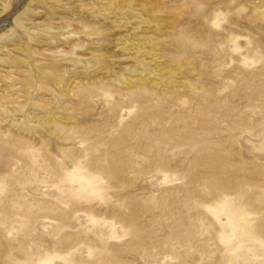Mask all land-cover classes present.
<instances>
[{"label":"rangeland","instance_id":"1","mask_svg":"<svg viewBox=\"0 0 264 264\" xmlns=\"http://www.w3.org/2000/svg\"><path fill=\"white\" fill-rule=\"evenodd\" d=\"M221 1L0 0V264H264V0L214 26ZM127 65L162 85L128 101ZM78 168L103 190L71 191Z\"/></svg>","mask_w":264,"mask_h":264},{"label":"bare ground","instance_id":"2","mask_svg":"<svg viewBox=\"0 0 264 264\" xmlns=\"http://www.w3.org/2000/svg\"><path fill=\"white\" fill-rule=\"evenodd\" d=\"M15 1L17 0H9L10 4H14ZM225 1L227 0H222L218 6V8H216V10H214L213 14L212 15H209L208 16V20H212V21H216L215 23H213L214 26H219L220 25V20H219V13L222 11L223 9V4H225ZM264 9V6L262 7H254L253 10L258 13L260 11H262ZM262 19V18H261ZM263 20V19H262ZM242 21V20H241ZM244 22V21H242ZM262 23V21H260ZM240 23V22H239ZM254 23V22H253ZM232 24V23H231ZM243 24V23H242ZM236 25V24H235ZM232 28V27H231ZM88 29H89V26H88ZM230 29V28H229ZM233 29V28H232ZM231 29V31H232ZM237 30V28H236ZM6 30H3V31H0V32H5ZM227 31V30H225ZM230 31V30H229ZM240 31V30H239ZM242 31V30H241ZM240 31V32H241ZM216 32V31H215ZM239 32V33H240ZM229 35V34H228ZM243 35H238V33H233V40L236 44V49H239L240 50V55L242 54V50L240 49V47L238 46L239 42H240V39L242 38ZM250 36V35H249ZM245 37V36H244ZM35 38V41L36 43L39 45V47H46V53H49L50 55H53V56H58V57H64V56H67V55H79L78 51H86L87 52V47L85 45H77L75 44L74 41L72 40H60V39H57L56 38V41H55V44H49V41H48V38L44 37V36H36L34 37ZM250 39V38H249ZM253 39V38H251ZM252 41V40H251ZM249 42V41H248ZM247 43V42H246ZM251 43H254L253 41ZM242 44V42H241ZM64 45H70V49L69 51L66 52V49ZM255 45V44H253ZM258 45V44H257ZM241 46V45H240ZM235 47V46H234ZM244 47V45L242 46ZM249 46H247L248 48ZM256 47V46H255ZM260 47V46H259ZM246 48V46H245ZM250 48V47H249ZM254 48V47H253ZM49 49V50H48ZM107 46H103V47H98V52L99 51H107ZM256 49V48H254ZM259 50V48H257ZM244 50V48H243ZM246 50V49H245ZM251 50V48H250ZM250 50H248V54L251 52ZM256 50V51H258ZM255 51V50H254ZM35 54H41L40 53V50L39 49H35ZM234 52V51H232ZM247 53V52H246ZM253 53V52H252ZM261 54V53H260ZM239 55V56H240ZM26 56V55H25ZM44 56V55H43ZM238 56V55H237ZM236 56L235 59H237L238 57ZM248 57V56H247ZM250 57V56H249ZM254 57V55L252 54V58ZM46 60L47 58L44 57ZM234 58V57H233ZM232 58V59H233ZM240 58V57H239ZM244 58V57H242ZM257 58V57H256ZM255 59V57H254ZM258 59V58H257ZM256 59V60H257ZM238 60V59H237ZM242 60V59H241ZM255 60V62H256ZM142 61H146V58H143ZM239 61V60H238ZM254 62V63H255ZM150 63V62H149ZM26 68H28L27 71H30L29 70V66H26ZM181 66H178L176 69H174V71H176L177 69H180ZM245 68V67H244ZM39 70H40V73H39V80L40 81H43L44 83L43 84H51L53 86H56L57 88H60V87H63L62 86V82L61 83H57V82H52L54 80V77H60L62 80H63V77H61L62 75H58L59 73L54 69L53 66H49L47 64H42L40 67H39ZM245 70V69H244ZM252 71V70H250ZM242 72V71H241ZM145 71L143 69H140V68H134L132 66H124V67H121L119 68V77L118 79L116 78H113V77H107V79L109 80V82L107 83V85L109 86H114V84H118L119 86H123L125 89H126V92L122 93V95H124L125 97L127 96L128 98V101L130 100L131 102H135V101H138V100H144V99H148L149 98V93L151 94L150 89H148L147 85L148 84H152V88L155 89V90H158L160 88V86L162 85L159 81H157L156 79H154L150 74H148V76H145ZM147 77V78H146ZM82 75H72V82L70 83H67L66 85L67 86H64L66 87L67 89V92H66V95H69V96H72V93H74V89L72 90L71 88L74 87V83H75V89L79 87V85L81 84L80 81H83L82 80ZM85 79V78H84ZM106 79V78H105ZM154 79V80H153ZM23 86V88H26V83H22L21 84ZM134 86H136L134 88ZM164 86L165 88H169L170 87V84L169 82H165L164 83ZM101 87V86H100ZM182 87V86H180ZM257 88V87H256ZM92 89V88H91ZM101 90H103V87L100 88ZM108 88H104V90H107ZM181 89V88H180ZM100 90V91H101ZM103 92V91H102ZM110 92V91H108ZM107 92V93H108ZM118 92V91H117ZM83 92L81 93H78V96L80 97H83L84 94ZM115 95V94H114ZM102 96V95H101ZM260 96V95H259ZM154 97V96H153ZM152 97V98H153ZM100 98V97H99ZM88 100V98H87ZM107 100V98H106ZM125 101V100H124ZM115 102V101H114ZM149 103V102H148ZM129 105V104H128ZM118 109V107H117ZM148 113V112H147ZM136 114V113H135ZM147 116V115H146ZM143 113L141 112H138L135 116L132 117V121H136V120H139V119H143ZM146 119V117H145ZM51 120H55L56 123H61V124H58L57 127L58 129H61L64 125L68 126L70 124L69 120H65V119H61V118H57L55 117L54 115L50 116L49 120L48 121H51ZM140 121V120H139ZM63 130V129H62ZM72 130V129H71ZM65 131V129L63 130V132ZM68 135L71 134L70 130H66ZM93 132V131H92ZM79 133V132H78ZM65 134V133H64ZM75 134V133H74ZM104 133L100 134L101 136L103 135ZM106 134V133H105ZM129 134V132H128ZM131 134V133H130ZM80 135V134H78ZM84 135V134H83ZM99 135V136H100ZM127 135V134H126ZM104 136V135H103ZM125 136V134H124ZM128 136V135H127ZM74 137V136H73ZM123 137V136H122ZM131 137L132 134H131ZM81 139V137H80ZM82 139H84L82 137ZM126 139V138H125ZM103 142V141H102ZM190 142V141H189ZM85 149V148H84ZM87 151V149H85ZM84 150V151H85ZM132 150V149H131ZM89 152H90V149H89ZM98 174L97 173H90V171L88 172H83L80 168L77 169L76 172H73V173H70L69 175H67L68 177V180L70 181L71 184V191H73L74 193L76 194H82L83 193H87L90 197L92 194H96V193H99L101 192L103 189L101 187V185L99 184V181H98ZM86 194V195H87ZM85 195V194H84Z\"/></svg>","mask_w":264,"mask_h":264}]
</instances>
